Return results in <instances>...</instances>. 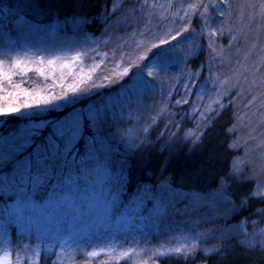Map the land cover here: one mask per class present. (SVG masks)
Here are the masks:
<instances>
[{
	"label": "rangeland",
	"instance_id": "rangeland-1",
	"mask_svg": "<svg viewBox=\"0 0 264 264\" xmlns=\"http://www.w3.org/2000/svg\"><path fill=\"white\" fill-rule=\"evenodd\" d=\"M100 18L98 35L79 19L0 33V114L68 108L46 149L34 142L44 123L0 132V218L17 203L44 213L4 229L0 264H159L234 242L264 247V206L233 220L246 202L229 189L255 178L250 195L264 197V0H115ZM235 89L245 102L232 180L205 193L167 180L126 191L131 149L160 123V134L196 136ZM97 92V103L81 102ZM30 144L32 162L19 157Z\"/></svg>",
	"mask_w": 264,
	"mask_h": 264
},
{
	"label": "trees",
	"instance_id": "trees-1",
	"mask_svg": "<svg viewBox=\"0 0 264 264\" xmlns=\"http://www.w3.org/2000/svg\"><path fill=\"white\" fill-rule=\"evenodd\" d=\"M114 1L0 0V33L12 29L14 23L18 21L49 24L58 20L79 19L82 21L85 32L98 35L106 25V20H101L100 17L109 12ZM244 15L246 17L247 13L245 12ZM260 34H264V25L255 32L256 39L261 41ZM263 37L264 35L261 37L259 51L264 49ZM241 38L242 36H239L235 42ZM203 58L204 53L199 52L191 58V61L194 64ZM231 91L224 96L225 103L217 106L208 115L196 136L186 137L181 130L173 134L168 132L160 134V128L163 126L160 123L159 126L157 125L159 128L154 129L148 136V140L131 149L132 151H129L127 155V178L124 183L126 191H132L142 183L158 184L167 180L174 187L205 193L216 189L224 180H232V166L240 153V149L234 146L237 135L235 124L241 111L240 105L245 102V99L237 98L238 89ZM233 91H236V94L232 98ZM246 94L249 96L247 92ZM98 96L102 95L97 92L84 97L81 102L97 103ZM67 109V107L63 110L48 109L44 112L29 114H0V132L16 131L29 123H44L34 142L46 149L45 136L53 132L54 126H58V120L63 118ZM168 117V120L171 119L170 115ZM183 121L182 117L181 122ZM170 128H173V124ZM21 155H26L28 161L32 162L35 158L32 144L27 146L19 157ZM12 166L13 164L11 166L9 164L5 172L10 173ZM254 182L255 178H245L241 181L233 180L229 184L231 195L236 202L240 203L242 199L246 202V207L241 208L233 216V220L248 217L251 212L264 206V197L250 195ZM107 264L131 263L124 260ZM159 264H264V247H249L234 242L224 246L221 251L206 255L198 254L195 257L185 258L163 257L159 260Z\"/></svg>",
	"mask_w": 264,
	"mask_h": 264
},
{
	"label": "snow or ice",
	"instance_id": "snow-or-ice-1",
	"mask_svg": "<svg viewBox=\"0 0 264 264\" xmlns=\"http://www.w3.org/2000/svg\"><path fill=\"white\" fill-rule=\"evenodd\" d=\"M68 134L71 135V129H68ZM235 146V145H234ZM240 161L234 162V167H239ZM264 191V189H262ZM30 209L36 215H25V210ZM43 211L36 205L17 203L15 207L9 211L5 217L0 218V237H4V229L8 225L22 226L24 224L35 225L37 223V217L43 216ZM2 255V254H0Z\"/></svg>",
	"mask_w": 264,
	"mask_h": 264
}]
</instances>
